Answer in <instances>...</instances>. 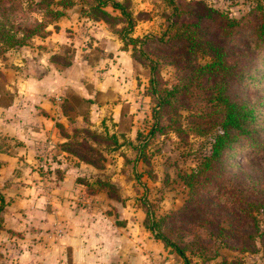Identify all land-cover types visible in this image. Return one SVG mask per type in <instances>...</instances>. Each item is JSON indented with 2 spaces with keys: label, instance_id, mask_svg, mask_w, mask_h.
<instances>
[{
  "label": "rangeland",
  "instance_id": "1",
  "mask_svg": "<svg viewBox=\"0 0 264 264\" xmlns=\"http://www.w3.org/2000/svg\"><path fill=\"white\" fill-rule=\"evenodd\" d=\"M118 1L130 3L127 7L136 21L131 36L141 40L151 39L152 44L153 38H160L164 33L166 40L175 34L176 30L171 32L170 29V25L176 20L174 14L178 13L174 8L177 6L182 8L186 2H202L238 20L255 4L254 0ZM262 2L264 3V0ZM83 10L89 12L88 6L78 2L66 12V15L70 14L80 20L78 23L76 21V26L84 29L87 35L82 44L92 46L94 38L91 34L97 33V36L98 34L100 36L106 32L109 37L105 38L115 40L121 49H126L121 37L114 31V28H123L125 26L123 23L112 27L84 16ZM108 10L113 15L119 14L111 8ZM49 29L53 32L54 25L52 24ZM40 40L41 37H35L29 46L35 47ZM126 51H129L130 55L135 52L132 45ZM139 51L142 52L141 55L136 54L140 56V60L133 62L136 75H139L138 78L146 86L142 93L143 98L139 100L140 115L135 119L137 131L135 134L127 135L134 118L124 121L119 130H116L109 118L108 125L104 124L102 130L98 131V128L95 126L92 128V123L88 121L87 125L76 121V118H73L74 110L70 109L67 111L68 116L72 118L69 121L73 124L69 125V131H65V127L60 125L58 128L62 136L73 137L72 141H88L104 157L103 169L88 165L83 174L76 179L78 189L74 191L76 197L74 202L79 207L86 206L88 211H91L93 219L101 215L107 220L108 238L114 236L113 233L116 235L117 228V232L121 231V235L126 238L116 257L119 262L110 257L107 263L185 264L180 256L155 237L150 227L160 223L163 231L177 242H181L180 236L185 233L178 217L173 215L184 207L189 197V188L181 176L190 173L209 157L214 136L221 129L219 126L210 127V123L217 120L212 121L210 117L213 112L209 103L214 75L206 74L204 78L198 79V76L193 74V80H188L186 70L182 69L183 65H179L178 69L170 64L172 59L165 56L164 46L155 49L144 44ZM64 54L59 55L63 60L55 63L65 65L71 60L67 52ZM33 57L28 47L14 48L0 56V86L4 87L6 80H20L29 74L40 76V69H34V66L27 63ZM182 58L184 64L189 60L187 55ZM206 60L204 56L194 55L191 57V66L199 67L205 64ZM154 66L156 72L151 69ZM262 70L264 76V68ZM151 78L155 79L154 85L150 83ZM176 87L179 93L171 99L169 109L167 111L161 109L163 115L159 114L157 96L154 99L152 89L157 88L162 92ZM246 93L248 96L255 94L258 98L264 97V77L261 84L257 80L253 81ZM9 100L8 96H4L2 103ZM69 105L72 103L69 102ZM72 106L74 108L75 103ZM5 123V112L0 111V193L6 204L4 210L0 212V264H73L70 250L58 243L59 235L64 236V233L54 232L52 228H41L38 223L40 216L37 213L39 207H34L33 213L27 216L26 205L21 198L26 196L25 193L34 192V187L39 185L38 180L41 177L46 188H50L46 191L49 192L47 197L51 202V190L56 189L63 179L57 162L65 161L66 166L75 167L78 159L63 154L60 145L48 146L40 139L36 142L41 141L42 144H33L34 146L23 149L18 139H10L9 136L11 130L12 133H16L14 130L16 127H8ZM176 126L180 127V130L173 129ZM197 128L208 131L198 135ZM84 130L89 131V134L83 133ZM112 136L115 140L111 139ZM8 155L15 157L13 163L5 161ZM221 167L218 166L216 169L220 177V186L214 187V190L230 192V188L239 182L247 184L249 180L256 179H263L264 182V140L258 144H252L249 140L239 142L230 150V157L225 166L229 167V173L220 171ZM212 172L214 173V170ZM104 176L107 178L104 179ZM148 209L153 212V218L149 216ZM49 211L45 215L48 218L45 219L46 222L54 221L55 214L51 212L52 210ZM258 217L260 220L263 219L260 214ZM260 225L261 230H264V224ZM194 230L196 234L199 233L197 228ZM206 233L202 232L201 238L197 239L198 243L192 246L193 248L189 247L187 251V258L191 264H264V246L259 239L256 240L255 251H241L236 249V243ZM189 236L183 239V242L196 238L193 235ZM128 239L137 241L133 245ZM147 239L156 243L155 250H148ZM113 245L109 244L106 247L112 248Z\"/></svg>",
  "mask_w": 264,
  "mask_h": 264
},
{
  "label": "trees",
  "instance_id": "2",
  "mask_svg": "<svg viewBox=\"0 0 264 264\" xmlns=\"http://www.w3.org/2000/svg\"><path fill=\"white\" fill-rule=\"evenodd\" d=\"M78 2L88 6L89 12L83 10V14L94 21L104 22L112 27L119 23L125 25L121 29L114 28V31L124 42V50L132 45L135 51L131 53L133 61L140 60L136 53L141 55L139 49L144 44L155 49L164 46L165 56L172 59L170 64L178 69L179 65H183L182 69L186 70L188 80H193V74L198 79L208 74L214 75L209 103L213 112L210 117L212 121L217 120L211 122L210 127L219 126L221 129L214 136L209 157L190 173L181 176L189 188V197L184 207L173 215L178 217L185 233L180 236L181 242L174 241L163 231L161 224L157 223V226L150 227L155 237L180 256L185 264H191L187 251L198 243L197 239L201 238L202 232L236 243V249L241 251H255L257 239L264 246V230H261L260 225L264 224L263 179L249 180L247 184L236 183L230 188V192L214 190V187L220 186L217 167L222 166L219 170L229 173V167L225 166L230 150L239 142L249 140L252 144H258L264 140V97L258 98L255 94L248 96L246 93L253 81L257 80L261 84L264 77L262 0H254V6L239 20L202 2H186L182 8H174L178 13L174 14L176 20L170 25V29L171 32L176 30L175 34L166 40L164 33L160 38H153V44L151 39L141 40L131 36L136 21L128 10V1L0 0V56L11 49L29 46L35 37H47L50 33L49 27L52 24L56 27L66 16L67 10L75 7ZM108 8L119 14L113 15ZM192 54L206 57V63L199 67L191 66V57H194ZM186 55L189 60L184 64L182 57ZM60 60H63L61 56L52 57L53 62ZM69 65L70 61L64 66ZM151 69L157 71L155 66ZM150 83L154 85L155 79L151 78ZM177 89L176 87L162 92L157 88L152 89L154 99L157 96L159 114H162L161 109H169L171 99L179 93ZM62 109L67 116V110H75L67 101L62 103ZM157 111L155 110L156 113ZM173 129L177 131L180 127ZM196 131L200 135L208 129L205 131L204 128H197ZM83 133L89 134V131L84 130ZM66 139V142L60 144L62 152L85 164L104 168V157L88 141H72L74 138L67 135ZM111 139L115 140V137L112 136ZM0 203L1 212L6 205L1 193ZM148 214L154 217L149 209ZM259 214L262 215V220L259 219ZM196 228L199 230L197 234L194 230ZM189 235L196 238L183 242Z\"/></svg>",
  "mask_w": 264,
  "mask_h": 264
},
{
  "label": "crops",
  "instance_id": "3",
  "mask_svg": "<svg viewBox=\"0 0 264 264\" xmlns=\"http://www.w3.org/2000/svg\"><path fill=\"white\" fill-rule=\"evenodd\" d=\"M76 21L80 22L75 16L67 14L56 24L53 32L49 29V35L37 41L35 47L26 46L35 57L27 63L34 69L39 68L40 76L29 74L20 80H6L4 87L0 86V111L5 112V125L16 127V133L11 130L10 139H18L23 149L42 144L43 141L48 146H59L67 140L58 128L60 125L69 131V125L73 124L63 112L64 101L72 105L75 103L73 118L76 121L86 125L88 121L98 131L102 130L104 124L108 125L109 118L116 130L120 129L124 121L134 118L127 135L137 132L135 119L140 115L139 100L143 98L146 84L136 75L130 52L121 49L115 40L105 38L109 37L106 32L100 36L92 33V46L82 44L87 35L84 29L76 26ZM65 52L71 58L69 66L51 60L52 56L65 55ZM4 96L10 98L6 103H2ZM39 139L42 142H36ZM6 157L7 163L15 161L12 155ZM64 162H57L63 179L56 189L51 190V202L46 191L50 188H46L40 177L34 192L25 193L26 196L21 198L26 205L25 213L30 216L34 207H39L40 227L64 233V236L59 235L58 243L70 250L73 264H108L110 257L119 262L116 258L120 253L119 248L126 241L122 232H117V228L116 235L113 233L114 236L108 238L107 220L101 215L93 219L86 206L79 207L74 202V191L78 189L75 181L88 164L78 160L77 165L72 167L66 166ZM49 209L55 214L54 221L46 222L48 218L45 215L50 212ZM127 225L130 226L129 223ZM128 240L133 245L137 241ZM147 240L148 250H155L156 243ZM109 244L114 245L112 248L106 247Z\"/></svg>",
  "mask_w": 264,
  "mask_h": 264
},
{
  "label": "water",
  "instance_id": "4",
  "mask_svg": "<svg viewBox=\"0 0 264 264\" xmlns=\"http://www.w3.org/2000/svg\"><path fill=\"white\" fill-rule=\"evenodd\" d=\"M107 178V176H104V179H106Z\"/></svg>",
  "mask_w": 264,
  "mask_h": 264
}]
</instances>
